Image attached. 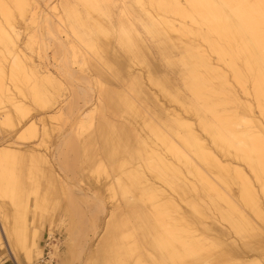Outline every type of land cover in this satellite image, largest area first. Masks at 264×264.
<instances>
[{
    "label": "bare ground",
    "instance_id": "1",
    "mask_svg": "<svg viewBox=\"0 0 264 264\" xmlns=\"http://www.w3.org/2000/svg\"><path fill=\"white\" fill-rule=\"evenodd\" d=\"M36 1L0 0V198L8 197L12 203L7 211L5 203L0 204V254L9 255L15 264H36L42 254V235H51L50 225L54 222V216L48 215L47 223L43 224L42 211L46 213V204H51L49 207L53 209L57 207L54 181L59 179L53 174L51 161L44 154L37 161L32 155L38 152V145L45 150L49 148V129L55 124H50L47 118L53 117L44 110L38 128L29 115L30 109L24 113L23 106L29 101L51 108L55 100L54 94L53 97L49 94L50 89L61 83L53 82L55 78L48 67L34 64L24 52L26 44L21 41V26L12 10V6L16 7L21 19L29 16L36 24L39 16ZM134 1L139 5L134 10L139 28L138 23L137 26L121 23L116 35L110 31L115 12L107 6L102 8L97 0H84L83 4L98 18H83L68 3L62 10L70 30L83 45L96 51V56L110 54V57L95 56L101 63L87 59L96 73L97 88H94L107 108L127 117L123 119L118 114L122 119L113 121L108 109V114L104 112L92 121L90 112L96 110L94 104L76 114L75 140L67 137L69 130L58 136L59 143L51 150L53 161L55 149L66 145L74 150L79 144L82 167L86 165L91 175L97 174L92 178L107 191L113 205L108 207L109 215L83 264H264V227L256 225L242 207L264 224V206L254 186L256 181L264 195V121L261 120L264 119V0ZM126 11L122 12L126 15ZM47 15L42 13L40 22L46 24L48 34L54 35L48 27L51 22ZM57 39L61 48L66 49L67 42ZM43 40L49 47L50 39ZM78 54L75 52L73 56L80 57ZM83 58L80 65L84 64ZM65 60L62 57L58 65H53L73 79L75 70L69 71ZM72 60V65H78V59ZM84 80L78 85L82 94L85 87L92 89L88 79ZM43 81L50 84V89ZM236 83L240 91L235 88ZM116 114L114 117L119 118ZM15 126L20 128L17 130ZM15 130L12 140H2L4 133L9 135ZM34 137L37 143H33ZM100 151L106 163L96 157ZM22 152L31 154L32 158L25 159L31 162L25 179L29 183L25 185L24 179L21 182L15 173L21 165L18 156ZM103 171L105 176L100 178L98 174ZM60 183L61 187L63 182ZM220 183L234 184L235 196L231 190L228 193L221 190ZM28 194L34 198L30 219L26 211L28 200H22ZM94 197V208L105 212V196L102 200ZM203 197L214 203L212 206L217 211L214 212L220 221L227 223V228L200 221V230L193 224L194 217L188 218L186 206L201 220H209L205 207L209 210L210 206ZM216 198L225 200L226 208L217 206ZM17 199L22 203L18 204ZM205 231L212 232L211 236ZM52 249V254L57 253L56 246ZM252 251L259 257L251 255Z\"/></svg>",
    "mask_w": 264,
    "mask_h": 264
},
{
    "label": "rangeland",
    "instance_id": "2",
    "mask_svg": "<svg viewBox=\"0 0 264 264\" xmlns=\"http://www.w3.org/2000/svg\"><path fill=\"white\" fill-rule=\"evenodd\" d=\"M36 0H32V2H35ZM46 1L47 0H37L36 2L39 4H37L38 6H39V8H37L36 10H38L39 12V16H38V18H37V20L35 21V22H37L36 24L33 22V21H30V17L29 16H26L25 18H24V20L23 19H21V17H20V14H18L19 12H18V9L16 8V7H13L12 6V10H13V13H14V15H15V17H16V19H17V21H18V23H19V25L21 26L20 27V30H21V35H22V39H21V41H23L25 44H26V48H24V52L28 55V56H30V59L32 60V62L34 63V64H37V65H39V67H40V65H41V68H44V67H48L47 69H48V71L52 74V76L55 78V81H53V82H60L61 84H58L57 85V87L55 86V88H53V89H50V84L49 83H47V81H43V84H44V86H46V88L47 89H50V92H49V94H50V96H52L51 94H54L53 96H54V98H53V100H55L54 101V103H53V105L51 106V108H47V109H45V108H42V107H39L38 105H36V104H34V103H32V102H29V101H26L25 102V104H24V106H23V112H24V110H26V111H28V108L30 109V111H28L30 114L29 115H32V121L33 120H35L36 122V125L38 126V128H40V126H41V118H43L44 116H45V111L44 110H46L47 111V113H46V115H50L51 117H53V119L51 118V119H48L47 118V121L50 123V124H52V125H54L55 124V126L54 127H51L50 129H49V142H48V144H49V148H47L46 150H45V148L43 147V146H37V150H38V152H36V153H33L32 155H34V158L33 159H35L36 161H37V159L39 158V157H41V155L42 154H44V155H42V156H44V158L46 157V159H49L50 161H51V164H50V166H51V168H52V171H53V174H54V176H55V178H57V179H59V180H56V181H54V182H57V184H56V186H55V188L57 187V191H59L58 193H57V191H55V188H54V193H55V201H56V205H57V207L55 208V209H53V208H51V207H49V206H51V204H46V208H44V209H46L47 211H45L46 213H44L43 211H42V213H43V220H42V222H43V224H46L47 223V217H49L48 215H50V216H54V219H52L54 222H52V224L50 225V228H51V235H49V236H47V233H45V234H43L42 235V240H41V242H42V254H41V256L39 257V259H38V261L36 262V264H83V262H84V260H85V258H86V254H87V251H88V249H89V247H90V245L92 244V243H94L96 240H97V237H98V235H100V233H101V230H102V227H103V223H104V220H106L107 219V217H108V212H107V209L108 210H110L109 208L111 207H113V205L110 203L111 202V200H110V198H109V195L107 194V191H105V189L103 188V186H100V184L99 183H95V180L92 178L93 177V175H97L96 173L95 174H92L91 175V173L92 172H90L91 170H90V168L88 167L87 168V166L86 165H83L84 167H82V164H83V162H81L82 161V158H83V156H82V152H81V146L79 145V144H77L76 145V147H74V150L73 149H69L66 145L65 146H63V147H61V148H59L58 150H59V152H58V150H56L55 149V153H56V155H55V157H56V159H54L53 161H52V156L50 155L51 154V150L53 149V147L57 144V143H59V139H58V136L59 135H61L62 133L64 134L65 132L66 133H68L69 132V130H70V133H69V135L67 136L68 138L70 137L71 139L74 137V140H75V132H76V130H77V126H74V119H75V117L80 113V112H82V111H86L87 109H90V108H92L93 107V105H94V109L96 108V110H94V113H91L92 112V110H91V112H90V119H92V121H93V119H96L97 117H99L100 115H102V113H107V111H108V109H109V116L110 117H112V119H114L113 121H115V120H117V121H119V120H121L122 119V117H123V119L124 118H126L127 119V117H126V114H123V115H121V113L120 112H118V114L119 115H121L122 117L120 118V116L118 115V114H116L113 110H111L110 108H107V105L105 104V102H103V99H102V97H100L101 95L98 93V91H97V87H96V85H95V77H96V73H94V67L92 66V63L90 62V63H88V60L90 59V60H96V62H100L101 63V61L100 60H98L97 58L99 57V56H108V57H110V54L108 55H106V54H102V53H100V54H98L97 53V55L98 56H96V51L95 52H93L91 49H89L87 46H85V44L83 45V43L74 35V32H72L71 30H70V26H69V23H68V21L66 22V18H65V16L63 15V8H64V5L66 4V3H68L69 5L70 4H72L71 6L73 7H75L81 14H82V16H83V18H92V17H94V16H96V13H94L92 10H89V9H87L86 8V5H84L83 4V1L84 0H50L48 3L50 4V6H49V4L47 5V6H45L46 5ZM81 1V2H80ZM97 1H99L100 3L99 4H101V7L102 8H104V7H109L108 9L109 10H112V13H114L113 14V19L114 18H116V19H114V22H113V20H112V26L110 27V31L113 33V34H117V32H119V30H120V25H121V23H127V25L129 26V25H134L135 23L138 25V28H139V22L137 21V20H134V19H136V13H134V10L135 9H137L138 7H139V5H138V3H136L134 0H115V1H112V0H97ZM122 1H124V6H123V2ZM126 1V2H125ZM146 0H142V2H145ZM70 2V3H69ZM118 2H122L121 3V6L119 5V3ZM74 3H76V4H74ZM131 3V4H130ZM52 4V5H51ZM53 4H55L54 6H53ZM109 4V5H108ZM126 4V5H125ZM128 4V5H127ZM41 5V6H40ZM104 5V6H103ZM117 6V7H116ZM127 6V7H126ZM43 7H44V9H43ZM124 9H123V8ZM128 7H131V9H132V13H131V9L130 8H128ZM120 8V9H119ZM17 9V10H16ZM43 9V10H42ZM46 9V15H47V13H49V15H47L49 18H50V22H51V24H50V26H48L49 27V29H51L52 28V32L51 33H54V35L56 34L57 36H54L53 34H48L47 32L49 31V33H50V30H48L47 32H46V30H47V27H46V24L45 23H42V22H40V17L42 16V13H43V15L45 14L43 11ZM118 9V10H117ZM130 10V13L132 14H130L129 13V10ZM81 10V11H80ZM126 11V10H128V12L126 11V15H128L127 17H126V15L124 14V12H122V11ZM87 11V12H86ZM91 11V12H90ZM119 12V13H118ZM60 13V14H59ZM89 13H91V14H89ZM92 13H93V15H92ZM122 13H123V15H122ZM58 14V15H57ZM87 14V15H86ZM55 15V16H54ZM63 15V16H62ZM85 15V16H84ZM88 15H91V16H89L88 17ZM130 16H132V17H130ZM97 17V16H96ZM96 17H94V18H96ZM98 18V17H97ZM125 18V19H124ZM132 18V19H131ZM127 19V20H126ZM129 19H131V20H129ZM22 20H23V22H22ZM119 22H118V21ZM55 21V22H54ZM127 21V22H126ZM132 21V22H131ZM66 22V23H65ZM118 22V24H114V23H117ZM129 22V23H128ZM34 23V25H32V24ZM43 24V26L44 27H42V28H40V26ZM132 23H134V24H132ZM61 24H64V25H61ZM120 24V25H119ZM134 25V26H137V25ZM40 25V26H39ZM66 25V26H65ZM117 25H119V28H118V26ZM32 26V27H31ZM117 26V27H116ZM37 27V28H36ZM51 27V28H50ZM118 28V29H117ZM40 29H41V31H40ZM60 29V30H59ZM65 29V32L63 31ZM44 31V32H43ZM66 34V35H64V33ZM44 36H43V35ZM65 36V37H64ZM71 36H73L71 39H73V40H71L70 39V37ZM25 37V38H24ZM29 37V38H28ZM52 39H51V38ZM55 37H56V39H55ZM67 37H69V38H67ZM41 38H42V40H41ZM44 38H46V40H49L48 42V45H49V47L47 46V41H45V40H43ZM57 38H59V39H61V40H63L64 41V43H66L65 45V48L67 49L68 47H69V45L68 44H70L69 42H71L72 44H70V48H69V50H66V49H62L61 48V46L58 44V39ZM63 38H67L68 40H66V39H63ZM28 40V41H27ZM71 40V41H70ZM40 41V42H39ZM45 41V42H44ZM73 41V42H72ZM101 41V40H100ZM99 41V42H100ZM42 42V43H41ZM55 42V43H54ZM28 43V44H27ZM30 43V44H29ZM45 43V44H44ZM75 43V44H74ZM40 44V45H39ZM43 44H44V46H46V47H48V48H43L44 46H43ZM74 44V45H73ZM29 45V46H28ZM42 45V46H41ZM73 45V46H72ZM77 46V47H76ZM116 45L114 44V47H115ZM73 47V48H72ZM76 48V51L74 50ZM36 49V50H35ZM61 49V50H60ZM74 50L75 52H76V54H78L79 52H82V55H80V53L78 54V55H80V57L78 56H76V57H74L73 56V54L75 53L74 51L72 52V51ZM79 50V51H78ZM68 51H71V52H68ZM57 54H56V53ZM61 52V53H60ZM68 53H70V54H68ZM72 53V54H71ZM95 53V54H94ZM66 54V55H65ZM87 54V55H86ZM86 55V56H85ZM92 57V58H94V59H92L90 56ZM64 57L66 60H65V63H66V67H67V69L69 70V71H74L75 70V72H72L73 73V76L75 75V78L73 77V79H71V77H69V76H67L65 73H63L58 67H56V66H54L53 64H55V65H58V63H59V60H60V58H62V57ZM68 56V57H67ZM70 56V57H69ZM72 56H73V60H74V62H75V60L76 59H78V60H76L77 62H78V65H77V63H74L73 65H72V63L73 62H71V60H72ZM97 58H96V57ZM83 59H85V61L83 60V62H84V64H85V68L83 67V68H81L84 64L82 63L81 65H80V63H81V59L82 58ZM79 58H81V59H79ZM88 59V60H87ZM70 60V61H69ZM72 60V61H73ZM68 61V62H67ZM69 62L71 63V65L69 66L68 64H69ZM87 62V63H86ZM68 65V66H67ZM80 65V66H79ZM79 66V67H78ZM88 66H89V68H88ZM55 69H54V68ZM91 67V68H90ZM105 67V66H104ZM71 68V69H70ZM77 68V69H76ZM86 68H88V69H86ZM73 69V70H72ZM83 69V70H82ZM85 69H86V71H85ZM107 69V68H106ZM78 70V71H77ZM108 70V69H107ZM83 71V72H82ZM88 71V72H87ZM59 72V73H58ZM61 72V73H60ZM90 73H92V74H90ZM80 74V75H79ZM62 75V76H61ZM93 75V76H92ZM79 76H81V77H79ZM84 78H83V77ZM95 76V77H94ZM65 77H66V79H65ZM92 77V78H91ZM80 78V79H79ZM94 78V79H93ZM77 79H79V80H77ZM83 79H88V81H89V84H90V86H92V87H90V88H92V89H87L86 87H85V89H86V93L84 92L83 94L82 93H80L79 92V90H78V85L80 86V85H82L81 84V80H82V82H83ZM84 80V81H85ZM93 80V81H92ZM77 84V85H76ZM84 84V83H83ZM49 85V86H48ZM94 87H96V88H94ZM237 87V88H236ZM235 88L236 89H238V91H240V87L238 86V84L236 83L235 84ZM58 89L60 90L59 92H57L58 91ZM53 90H54V92H53ZM87 90L89 91V92H87ZM94 90V91H93ZM52 92V93H51ZM58 93V95H57V93ZM55 93H56V96H55ZM82 95V96H81ZM52 96V97H53ZM242 98H244L245 99V96L243 95L242 96ZM101 99V102H103L102 104H103V106H101L102 104H100L98 101ZM98 100V101H97ZM86 102V103H85ZM31 103V104H30ZM96 103H97V105H96ZM28 105V106H27ZM100 105V106H99ZM25 107V108H24ZM105 107V109H104V111H103V108ZM106 110V111H105ZM28 112H26V116H29L27 113ZM60 112V113H59ZM25 113V112H24ZM50 113H52V114H50ZM113 113H115L117 116H119V118L117 117V118H115L114 116H115V114H114V116L112 115ZM56 114V115H55ZM77 114V115H76ZM108 114V113H107ZM54 115V116H53ZM93 116H94V118H93ZM46 118V117H45ZM55 119V120H54ZM40 120V121H39ZM51 120V121H50ZM261 120L262 121H264V119H262V117H261ZM53 121V122H52ZM52 122V123H51ZM115 123L116 124H118V122H114V125H115ZM119 126V125H118ZM16 128H17V130L20 128V127H17V126H15ZM74 127L76 128L75 130H74ZM53 128V129H52ZM55 128V129H54ZM80 128V127H79ZM51 129H52V131H51ZM15 132H16V130L14 131V133H12V134H9V135H7V133L5 134L4 133V135L5 136H3V138H2V140H4V141H10V139L12 140L13 138H14V136H15ZM11 135V136H10ZM37 135H38V133H37ZM36 135V136H37ZM10 138H9V137ZM37 137H34V138H32V140H34L33 141V143H37L38 141H37V139H36ZM41 138V137H40ZM61 138H62V136H61ZM60 138V139H61ZM36 139V140H35ZM99 140V139H98ZM61 141V140H60ZM19 143L21 142L20 140L18 141ZM80 146V147H79ZM77 148V149H76ZM50 149V150H49ZM69 149V150H68ZM78 149H80V150H78ZM68 150V151H67ZM44 151V153H42ZM61 151V152H60ZM74 151V152H73ZM39 153H40V155H39ZM47 153V154H46ZM58 153V154H57ZM60 153V154H59ZM101 154V155H100ZM103 153L100 151L99 152V155L98 156H96V157H98V159H100L102 162H104V163H106V160H105V157H103V155H102ZM28 156V158H27V156ZM30 155V156H29ZM62 155V156H61ZM36 156H37V158H36ZM66 156V157H65ZM68 156V157H67ZM30 157V158H29ZM33 157V156H32ZM18 158H19V160H20V162H21V165H19L17 168H16V170H15V173L17 172V177H18V179L22 182V180H23V182L22 183H24V185L25 184H28L29 183V180H25L26 179V177H27V173L28 172H30V171H28V169L30 168V167H28V166H31L30 165V161H25V159H28V160H30V159H32L31 158V154H28V153H26V152H22L19 156H18ZM70 158V159H69ZM80 158V159H79ZM102 158H103V160H102ZM40 159V158H39ZM60 159V160H59ZM63 159V160H62ZM35 160H33L34 162H35ZM59 160V161H58ZM68 160V161H67ZM79 160H81V161H79ZM25 161V162H24ZM57 162H58V164H57ZM70 162V163H69ZM69 163V164H68ZM34 164V166H37V163L35 162V163H33ZM54 166H53V165ZM67 164V165H66ZM71 164V165H70ZM27 165V166H26ZM39 165V164H38ZM73 165H74V167H73ZM26 166V167H25ZM67 166V167H66ZM73 167V169H72V167ZM59 167H60V169H59ZM87 168V169H86ZM27 169V170H26ZM35 170H38V169H36V168H34ZM64 171H62V170ZM90 171H89V170ZM68 170H69V172H68ZM83 170V171H82ZM73 171V172H72ZM87 171V172H86ZM58 175V177H57V175L55 174V173ZM59 172V173H58ZM90 174H89V173ZM103 173V174H102ZM100 172V174H98V175H100L99 177L101 178V177H103L104 178V176H105V173H104V171L103 172ZM26 174V175H25ZM64 175V176H63ZM20 176H21V178H20ZM23 176V177H22ZM68 176V177H67ZM25 177V178H24ZM70 177V178H69ZM71 180V182H70V180ZM73 178V179H72ZM60 179H61V181L63 182H61L60 181ZM66 179V180H65ZM68 179V180H67ZM196 179V178H195ZM40 180L42 181V179L40 178ZM90 182H92V183H94V185H91L90 183H89V181ZM20 181H17V182H20ZM27 181H28V183H27ZM59 181V182H58ZM67 181H69V182H67ZM26 182V183H25ZM63 184H61V183ZM81 182V183H80ZM103 182H105V184H106V182L107 181H103ZM21 183V184H22ZM59 183L62 185L61 187H60V185H59ZM80 183V184H79ZM54 184V183H53ZM53 184L51 185L52 186V190H53ZM73 184V185H72ZM222 184V185H221ZM228 184H230V183H228ZM55 185V184H54ZM70 185V186H69ZM77 187H76V186ZM80 187H79V186ZM224 186H226L224 183H220V188H221V190H223V191H225L226 193H228L230 190V193H232V191H233V193L234 192H236V189H234L235 188V186H234V184H230V185H228V186H226V187H224ZM234 186V187H233ZM254 186H255V188H256V190L258 191V196H259V198H260V201H261V205L262 206H264V195H262L261 193H260V187H259V185H258V183L256 184V181H255V183H254ZM62 187L64 188V190L62 189ZM224 187V188H223ZM228 187V188H227ZM229 187H232V188H229ZM60 188H61V190H60ZM79 188H80V190H79ZM227 188V189H226ZM229 189V190H228ZM99 190V191H98ZM227 190V191H226ZM62 191V192H61ZM79 191V192H78ZM23 192V191H22ZM24 193V192H23ZM62 193V194H61ZM109 193V192H108ZM93 194V195H92ZM104 194V195H103ZM108 195V196H106V195ZM235 194L236 193H234V196H235ZM87 195V196H86ZM94 195H96L97 196V198H100L101 200L104 198L105 200V203H107L106 204V210H105V212H103V213H101V212H99V211H97V209H95L94 208V204H92L93 202L95 203V199H93V198H95L94 197ZM64 196V197H63ZM70 196V197H69ZM103 196H105V197H103ZM27 197V198H26ZM26 197L25 196H23V198H22V200L23 201H27L28 200V205H27V209H26V211H27V217H28V219H30V216H31V213H32V211H31V206H32V200L34 199L33 198V195H31V194H28V195H26ZM91 197V198H90ZM103 197V198H102ZM72 198V199H71ZM205 200H204V202L206 203H209L208 205L210 206V207H208V209L209 210H207L206 209V207H205V210H206V215H207V218L208 217H210V218H208L209 220H211V221H209V220H206V222L204 221V220H201L199 217H198V215L196 214H194L193 213V211L189 208V207H187L186 206V209H187V213H188V218L189 219H192V217H194V219H195V222L193 223L195 226H197L196 228L197 229H200L201 230V228H202V224H199L200 223V221L201 222H204L203 224H206V225H208V226H210L211 224L213 225H215V226H218L219 224L220 225H223L224 227H228V225H227V223L226 222H224L223 220L222 221H220L221 219L219 218V216H218V214L217 213H215V212H217L216 210H214V208H213V204L214 203H210L209 202V200H207V198L206 197H203ZM22 200H19V199H17V203L19 204V203H22ZM109 200V201H108ZM1 201H3L4 203H2ZM217 201V206H220V207H222V208H226V206H227V202L225 201V200H223V199H215V202ZM47 202V201H46ZM2 203V204H1ZM110 203V204H109ZM206 203V204H207ZM0 204H1V206H3V204H4V206H6L5 208V210L7 211L8 210V207L12 204L11 203V201H10V199L8 198V197H5V198H3V199H1L0 198ZM110 205V206H109ZM48 206V207H47ZM91 206V207H90ZM109 207V208H108ZM243 207V212L244 213H246L247 215H248V217L253 221V222H255V224L256 225H262V227H264V224H261V222L262 221H260L259 219L257 220V218H256V216L248 209V208H245V206H242ZM10 208V207H9ZM90 208V209H89ZM70 210V211H69ZM211 210V211H210ZM262 210H264V207H262ZM214 213H213V212ZM35 212L36 213H38V214H40V210L39 209H36L35 210ZM99 212V213H98ZM49 213V214H48ZM94 213V214H93ZM213 213V214H212ZM211 214V215H210ZM217 216H216V215ZM209 215V216H208ZM213 215V216H212ZM215 215V216H214ZM94 217V218H93ZM97 217V218H96ZM214 217H216V218H214ZM206 218V219H207ZM255 218V220H253ZM95 219V220H94ZM218 219V220H217ZM216 220V221H215ZM218 221V222H217ZM259 221V222H258ZM1 222V221H0ZM209 222V223H208ZM215 222V223H214ZM197 223V224H196ZM200 226H199V225ZM96 225V226H95ZM96 231V234H94V232ZM98 232V233H97ZM206 232H208V231H205V234L206 235H210V234H212V232H208V233H206ZM75 236H74V235ZM74 237H73V236ZM85 235V236H84ZM95 235V236H94ZM70 236V237H69ZM73 238H72V237ZM82 236V237H81ZM211 236V235H210ZM81 237V238H80ZM234 237H235V239L237 240V241H239V237L238 236H235L234 235ZM238 237V238H237ZM84 240L83 242H85V243H83L82 242V240ZM87 239V240H86ZM86 240V241H85ZM70 241H72V242H70ZM80 241H81V245L83 246L82 248H81V245H79L80 244ZM88 241V242H87ZM213 242H214V240H212ZM79 242V243H78ZM70 243L72 244V245H70ZM83 243V244H82ZM54 245V246H56V248H57V253H54V254H52L54 251H53V247L54 246H51V245ZM220 245L223 247V245L222 244H218V246L220 247ZM70 246H72V248L70 249ZM218 247V248H219ZM81 249V250H80ZM80 250V251H79ZM73 252V253H72ZM78 252V253H77ZM256 251H252V252H250V254L251 255H255V256H258L259 257V255H257L256 253H255ZM72 253V254H71ZM20 254H21V257H22V252L20 251ZM1 256H0V264H15L14 263V261H13V259L9 256V255H5V256H3L2 257V254H0ZM77 259V260H76Z\"/></svg>",
    "mask_w": 264,
    "mask_h": 264
}]
</instances>
